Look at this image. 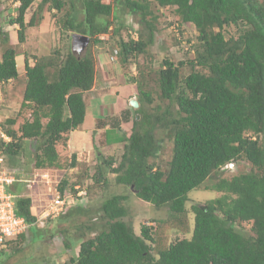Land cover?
Listing matches in <instances>:
<instances>
[{
    "label": "trees",
    "instance_id": "1",
    "mask_svg": "<svg viewBox=\"0 0 264 264\" xmlns=\"http://www.w3.org/2000/svg\"><path fill=\"white\" fill-rule=\"evenodd\" d=\"M17 1L16 13L7 21L17 25L18 42L25 40L28 26L47 17L42 13L47 5L59 10L65 2L71 7L75 1L81 3L82 17L68 15L62 24L69 36L78 32L94 44L106 43L99 35L110 31L107 17L113 6L137 15L141 25L137 40L123 22L111 34L112 39L114 35L117 38L110 46L123 62L146 53L152 44L158 16L153 5L173 7L178 22L192 25L196 31L191 59L177 64L165 59L157 69L160 96L168 99L163 110L156 105L158 110L150 111L147 105L151 107L154 101L151 92L136 85L135 112L140 117L134 119L129 131L119 135L122 147L118 162L115 157L97 156L91 175L94 182L103 177L100 164H104L114 174L116 184L133 187L137 197L156 207L167 206L168 217L178 227L187 228L188 193L226 162L241 158L249 166L245 172L213 183L219 195L205 205L192 206L190 237L158 247L156 256L151 252L158 243L153 227L143 225L136 234L123 218L127 194H111L97 208L104 227L80 240L77 255L68 259L69 264H264V0H39L27 21L25 16L34 0ZM122 28L126 37L120 34ZM229 28L233 34L227 37ZM0 35L6 46L0 53V83H5L19 76L17 52L8 33L0 31ZM185 63L189 72L183 76L179 68ZM23 67L20 109L29 108L30 117L17 129L12 127L15 118L1 119L11 140L0 141V153L12 165L25 141L33 140L35 168H62L56 146L63 140L61 151L67 156L68 133L83 122L82 95L94 83L95 55L89 48L73 53L67 42L64 49L32 64L24 56ZM169 105H175L174 111ZM159 127L172 142L171 158L164 169L150 161L160 149L155 136ZM76 158L72 153L69 167ZM73 184L68 187L67 180L61 179L59 189L74 193ZM12 191L15 212L29 226L34 225L37 217L31 212V197L21 195L15 187ZM240 222H250L252 232L237 228ZM64 246L71 247L67 239Z\"/></svg>",
    "mask_w": 264,
    "mask_h": 264
},
{
    "label": "rangeland",
    "instance_id": "2",
    "mask_svg": "<svg viewBox=\"0 0 264 264\" xmlns=\"http://www.w3.org/2000/svg\"><path fill=\"white\" fill-rule=\"evenodd\" d=\"M38 1L34 0L31 8L27 10L26 17H29L32 11L35 10ZM17 5V0H0L1 32H9L4 30V27L10 25L7 20L15 15V7ZM70 5V3L65 2L59 10L51 7L49 9L48 5L45 6L42 13L47 15V19L36 24L35 30L30 29L28 26L25 30V40L22 42H18L16 29L10 25L9 29L13 37L9 36V43L13 45L16 52H21L24 56H28L30 64L40 57L54 54L56 49H64L67 42H70L71 48V36L68 35V30H66L62 23L68 15L76 14L77 18L80 19L82 13L81 3L75 1L73 7ZM151 8L158 16L155 22L154 40L151 45L146 47V59V53H141L123 62L119 54L117 55L111 48V42L115 45L114 41L117 38V35L114 34V38H111L112 31L119 29L117 26L120 22L125 23L127 27L132 25L137 29L135 31L137 33L134 34L136 39L139 35L138 29L141 27L137 22V15L126 13L123 8L118 6H113L112 14L107 17L111 21V25L109 27L110 31L104 35L105 38L103 40L106 43L94 44L89 41L86 49L89 48L95 55V67L99 69L97 71V82H100L103 77L101 71V68H103V72L106 75L108 74L107 79H105L107 85H113V82H120L123 85L125 83L131 84L134 88L137 87L136 85H139L143 90L151 92L154 99L151 107L147 105L148 109L156 111L158 109L155 106L158 105L159 111H161L168 104V99H163L160 96L156 80L157 69L160 68L161 62L165 59L176 64L179 61L186 62L191 59L193 57L192 47L196 44V31L192 25L180 24L178 22L177 16L173 13V7H159L156 4V6L153 5ZM176 23H178V26H176ZM41 24L45 25L43 29ZM232 30V28L228 29L231 32H226L227 37L233 34ZM120 34L126 37V30L122 28ZM8 35L10 34L8 33ZM4 47L6 46L0 35V53ZM179 69L183 76L189 72V66L186 63L180 66ZM17 70L19 71L18 78L0 83V117L2 119L8 117L15 118V123L12 125L15 129L18 128L24 119L30 117L31 112L29 108L20 109L24 88L23 62L20 63L19 61ZM101 84H103L102 80ZM88 105H92V102L88 103ZM169 108L171 111H174L175 105H169ZM91 114L92 111L89 108L85 112L80 127L85 129L94 127ZM45 120L43 119V122ZM120 132L122 130H118L117 128L114 130L109 129L106 130V135L103 137L107 136L108 144L111 145L116 143V135L120 134ZM155 136L158 139L160 149L156 157L150 159V161H154L158 167L164 169L171 158L172 142L166 130L161 127L156 129ZM63 145L64 141L60 140L56 146L61 155L59 163L63 165L62 168H35L33 140L25 141L23 151L15 158V163L12 165H8L6 157L0 154L3 164L8 168L16 170V176L21 179L20 182L22 183L21 194L31 197V211L37 217L34 225L29 226L23 239L16 238L6 246V249L0 250V264H69L68 259L76 255L80 240L95 235L104 227V221L100 218L97 208L103 199L115 193L127 194L128 198L124 201L127 213L123 218L133 227L136 234H139L140 228L143 225L153 227V232H155L158 243L152 246L151 252L156 256L158 247H165L170 242L179 238L190 237L192 230V206L196 204L205 205L204 203L207 200L219 195L212 188L213 183L217 182L219 178H230L232 175L245 172L249 169L246 160L237 159L231 165H228L230 169L224 167L218 169L216 172H212L199 188L190 191L185 204L187 209L185 218L188 220V226L187 228H181L168 217L169 209L167 206L156 207L150 202L137 197L133 187L129 188L123 184H116L113 180L114 174L108 171L104 164H100L102 170L105 171L103 177H99L98 181L94 182L91 175L94 173L98 162L96 156L101 151L100 148H92L88 152V156L86 152H80V160H75L74 166L69 167L68 165L71 162L69 157L71 156L67 154V156H64V153L61 151ZM111 148L109 151L112 155L111 157H115V161L118 162L121 145L118 149H115V147ZM114 166L115 164L112 167ZM45 173H48L47 178L43 179L42 175ZM55 179H66L68 187L72 183L79 184L81 189H85L86 194L83 198H75L73 196L72 200H65L63 210L58 215H45V210L53 197L54 184L52 185V183ZM19 185H16V190H19ZM165 219L166 221L162 223L161 221ZM250 225V222H240L236 224V227L251 233ZM66 239L71 245L70 248L64 246Z\"/></svg>",
    "mask_w": 264,
    "mask_h": 264
},
{
    "label": "crops",
    "instance_id": "3",
    "mask_svg": "<svg viewBox=\"0 0 264 264\" xmlns=\"http://www.w3.org/2000/svg\"><path fill=\"white\" fill-rule=\"evenodd\" d=\"M46 17V16H45ZM42 20L45 21V18ZM29 17L25 16L26 21ZM12 28L17 29L16 24H10ZM5 26L4 30L9 31L11 38L13 37L12 33H10L9 26ZM43 29V24H41ZM30 29L35 30V26H29ZM3 28V27H1ZM23 53L17 52L15 59L16 64L22 63L23 61ZM104 67V65H102ZM96 69L95 79L92 87L89 90L83 92V100L85 102V112L91 108V120H93V128H83L78 126L75 130H72L68 133V138L66 140V152L68 156H71L72 153L77 155L76 160H80L79 156L81 157L80 152H86L88 156V152L92 148H100L101 151L97 153L103 154L105 156H111L109 152L112 148L118 149L121 142H118L119 135H116V143L109 145L107 136L104 138L103 136L106 135V130L109 129H120L123 132L129 131L133 126V120L135 117V109L131 110V106L129 104V100L131 98L137 99V90L136 87L134 88L131 84L120 82H113V85H107L105 83V79H107V75L103 72V68L100 70L102 71V83L97 82V71ZM19 72V71H18ZM106 76V77H105ZM92 105H88L91 103ZM107 149V150H105ZM114 149V151H115ZM108 151V152H106ZM113 151V152H114ZM109 153V154H108ZM20 184V182H16ZM15 184V183H14ZM10 185L8 190L13 192L15 196V192L12 191V188H16V185ZM22 184V183H21ZM18 187V186H17ZM22 185L19 186V193L21 194ZM22 195V194H21ZM32 207V206H31ZM32 212V211H31Z\"/></svg>",
    "mask_w": 264,
    "mask_h": 264
},
{
    "label": "built area",
    "instance_id": "4",
    "mask_svg": "<svg viewBox=\"0 0 264 264\" xmlns=\"http://www.w3.org/2000/svg\"><path fill=\"white\" fill-rule=\"evenodd\" d=\"M1 121V119H0ZM0 138L3 141H9L10 137L4 132L0 124ZM43 179L47 174L42 175ZM16 176V170L8 168L3 164L0 156V249L5 248L7 243L27 232L28 224L23 216L15 212L14 194L8 190V187L15 181H20ZM58 179L52 183L54 186L53 197L45 210V215H58L63 210L65 200L69 198L66 192L62 193L58 187ZM78 188V186H75ZM78 195H85L84 190H79Z\"/></svg>",
    "mask_w": 264,
    "mask_h": 264
},
{
    "label": "clouds",
    "instance_id": "5",
    "mask_svg": "<svg viewBox=\"0 0 264 264\" xmlns=\"http://www.w3.org/2000/svg\"><path fill=\"white\" fill-rule=\"evenodd\" d=\"M108 0H106V2H107ZM30 16V15H29ZM130 26V25H129ZM176 26H177V23H176ZM131 28L129 29V31H130V33H131V35H132V37L135 39V40H137L136 38H135V36H134V34H136L137 32H135L137 29L135 28V27H133L132 25L130 26ZM73 33H78V32H72V33H70V36H72V34ZM107 33H104V34H101V35H99V38L100 39H104L105 37H104V35H106ZM87 36V35H86ZM90 41V40H89ZM84 51H86V50H83V51H78V52H76V54L78 53V54H80V53H83ZM17 54V53H16ZM95 71H96V69H95ZM137 100V99H136ZM130 101V100H129ZM138 102V101H137ZM130 104V103H129ZM131 106V105H130ZM132 108H134V109H136L137 107H133V106H131ZM136 113V112H135ZM136 115H138V117H136ZM136 115H135V117H134V119H139V117H140V115L138 114V113H136ZM0 119H2L1 117H0ZM134 121V120H133ZM0 124L2 125V128L4 127V123H2L1 121H0ZM133 127V126H132ZM3 130H4V128H3ZM5 132V131H4ZM6 133V132H5ZM8 135V134H7ZM9 136V135H8ZM10 137V136H9ZM10 140H11V137H10ZM9 140V141H10ZM0 141H3L1 138H0ZM3 142H8V141H3ZM121 147H122V145H121ZM1 154V153H0ZM100 155V154H99ZM101 155H103V154H101ZM1 156V155H0ZM98 156V155H97ZM96 156V157H97ZM103 156H105V155H103ZM112 156V155H111ZM105 157H108V156H105ZM234 161H236V160H231V161H229V162H226L221 168H226V169H228L229 167H228V165H231ZM115 164V163H114ZM113 164V165H114ZM230 169V168H229ZM46 174H48V173H46ZM238 174H240V173H238ZM235 175H237V174H235ZM233 176V175H232ZM207 179V178H206ZM205 179V180H206ZM226 179H228V178H226ZM59 180V179H58ZM61 180V179H60ZM60 180H59V182H58V187H59V183H60ZM16 182H20V181H15V182H13L12 183V185L14 184V183H16ZM21 183V182H20ZM75 186H78V188H76ZM73 188H74V190H75V192L72 194V193H68V191H65L68 195H69V198L66 200V201H68L69 199H73V196L75 197V198H78V197H80V198H83V197H85V195H83V196H80V195H78L77 194V192L81 189L80 187H79V184H75V185H73ZM81 190H84L85 191V189H81ZM11 193H13V192H11ZM85 194H86V192H85ZM14 203H15V196H14ZM27 223V222H26ZM35 223V222H34ZM192 228H193V224H192ZM28 229H29V225H28ZM28 229H27V231H28ZM27 233V232H26ZM26 233H23L22 235H25ZM191 233H192V230H191ZM191 235V234H190ZM21 236V235H20ZM18 238V237H17ZM16 239V238H15ZM15 239H12V240H10V241H13V240H15ZM9 241V242H10ZM7 245H8V243H7ZM6 245V246H7ZM2 249H4V248H2ZM5 249H6V247H5ZM1 250V249H0ZM76 255H77V253H76Z\"/></svg>",
    "mask_w": 264,
    "mask_h": 264
},
{
    "label": "water",
    "instance_id": "6",
    "mask_svg": "<svg viewBox=\"0 0 264 264\" xmlns=\"http://www.w3.org/2000/svg\"><path fill=\"white\" fill-rule=\"evenodd\" d=\"M90 38L81 33H73L71 36V50L73 53L78 51H83L86 49L87 44L89 43ZM130 105L133 107L138 106V102L135 98H131L129 101ZM138 117V115H136Z\"/></svg>",
    "mask_w": 264,
    "mask_h": 264
}]
</instances>
